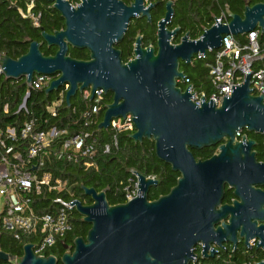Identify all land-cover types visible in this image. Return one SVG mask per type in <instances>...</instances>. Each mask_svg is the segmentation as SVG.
<instances>
[{
  "label": "water",
  "instance_id": "95a60500",
  "mask_svg": "<svg viewBox=\"0 0 264 264\" xmlns=\"http://www.w3.org/2000/svg\"><path fill=\"white\" fill-rule=\"evenodd\" d=\"M64 20V28L48 34L41 31L47 47H56L54 55L44 56L42 43L33 41L25 54L11 59L0 54V67L7 80L25 79L30 84L34 75L55 77L45 89L48 95L68 85L65 102L89 90L92 100L96 91L111 93L112 102L104 107L100 129H108L114 119L131 116L136 143L143 139L154 143L158 160L179 174L176 184L165 195L148 200L150 188L157 185L151 177L134 172L137 196L122 204L109 205L107 189L80 186L91 204L74 200L69 203L82 222L90 228L85 238L73 240L72 250L60 258L61 264H191L192 249L218 219L223 184L233 180L245 166L255 163L248 148L253 144L246 136L237 142L241 130L264 135V98L252 95L249 73L241 86L232 87L216 107L213 100L201 97L197 105L191 85L184 90L178 82L185 80L180 62L190 64L197 54L208 49L217 51L223 36H243L255 30L264 34V1L250 5L247 0L243 15L226 14L230 21L220 25L215 20L201 38L192 41L185 33L178 44L172 41L179 33L166 29L173 14L172 4L165 5V15L157 23L156 50L143 48L138 34L133 58L124 63L116 49L131 20L140 16L151 23L150 11L142 0L127 6L121 0H80L73 7L67 0H45ZM87 50L88 60L67 55L68 48ZM217 153L206 160H195L191 150L215 147ZM246 145L247 151L242 149ZM0 260L14 264H58L53 255L37 256L32 244L22 247V256L14 258L0 251Z\"/></svg>",
  "mask_w": 264,
  "mask_h": 264
},
{
  "label": "trees",
  "instance_id": "16d2710c",
  "mask_svg": "<svg viewBox=\"0 0 264 264\" xmlns=\"http://www.w3.org/2000/svg\"><path fill=\"white\" fill-rule=\"evenodd\" d=\"M67 1L71 2V0ZM246 2L247 0H178L174 6L170 28L179 27L182 33L188 32L191 38H197L203 29L212 26L214 18L220 15L225 5L233 14L242 16ZM249 2L250 5H254L263 0H249ZM21 13L25 15L29 13L37 18L38 25H34L32 17H23ZM163 15L161 2V6L151 13V23H147L142 18L129 22L124 40L118 47L124 63L133 58V43L138 34L142 38L144 48L152 45L156 50V23ZM63 28L64 20L53 9L52 3L45 0H0V54L11 59H17L25 54L33 41L42 43L40 50L44 56L54 55L56 47H47L40 34L41 31L52 34ZM263 37H259V40L262 41ZM237 39L245 40L244 35L237 36ZM178 41L179 37H176L174 43ZM215 52L207 53L205 59H194L192 64L180 63V70L188 80V83H177L181 90L191 85L194 92L212 91L208 65L213 63ZM67 55L76 60L89 59L87 50L70 48ZM45 89L30 90L26 103L27 112L18 111L29 90L25 79L11 81L4 76L0 77V135L4 138L6 128L11 127L14 128L17 136V142H9L8 145L14 144L16 149L24 145L19 135L24 124L30 120H34V129L37 131H48L53 127L65 131V134L57 137L50 147L33 160L32 166H38L34 172L39 178L47 173L51 176L52 183L54 180H59L63 184L62 188L51 191L47 188H42L39 193L32 190V208L36 214L55 215L59 211V205L54 202L56 198H62L66 202L78 200L82 204H90L91 199L84 196L80 189L81 185L94 188L97 192L107 189L106 199L109 205L125 203L127 189H132L136 181L132 172L157 181V186L149 192L150 201L155 200L159 195L167 194L176 184L179 174L173 172L169 165L158 160L153 141L143 139L141 143H136L129 137L134 130L115 133L111 128L98 127L103 119L104 107L112 102L111 93L103 94V101L94 123L86 127L83 113L91 109L93 101L84 99L83 94L80 93L71 98L68 105L65 102L66 91L63 87L48 95L45 94ZM59 100H62L61 104L55 109L56 116L52 117L48 109ZM5 106L7 112L4 111ZM80 132L89 135L85 139V146L92 147V155H81L77 161L57 157L61 143ZM114 135L117 146L113 145ZM260 139L262 140V137ZM106 145L110 147L109 153L104 152ZM191 153L196 160H206L216 153V147L191 150ZM67 216L71 230L62 238H58L55 245L44 253L45 256L53 255L58 264H61V256L73 249V240L77 237L85 238L90 228L82 222L74 209L67 211ZM27 242L36 243V238L24 235L20 239H15L13 232L0 229V251L7 255L14 258L21 257L22 247ZM0 264L14 263L0 260Z\"/></svg>",
  "mask_w": 264,
  "mask_h": 264
},
{
  "label": "built area",
  "instance_id": "2783aa9c",
  "mask_svg": "<svg viewBox=\"0 0 264 264\" xmlns=\"http://www.w3.org/2000/svg\"><path fill=\"white\" fill-rule=\"evenodd\" d=\"M125 1L129 2L131 5L135 0ZM177 1L178 0H142V6L146 9L149 7V4L155 5L162 2L165 6L167 2H170L173 9V14L168 23L170 24L174 16V6ZM227 9V5H225L220 15L214 18L215 20H219L220 25H227L230 21L226 14ZM21 15L23 17H32L34 25H38L37 18L33 17L31 14L28 13L25 15L21 13ZM212 26H216L215 21ZM166 29L173 31L175 28L167 26ZM207 29L209 28L203 29L202 33L197 38H191L189 36V39L192 41L200 39ZM184 35L185 33H182L178 43ZM261 36H264V34L261 35L259 30L244 35V41H240L233 35L223 36L221 39V47L215 52L213 63L208 65L212 91L210 93L204 91L194 92L191 87L189 93H193L194 96V99L191 100L199 105L201 97H203L204 101L209 102L213 100L215 106L219 107L224 97L231 96L232 87H238L244 83L246 74L248 73L249 87L253 90L252 95L262 96L264 98V37L262 41H260L259 37ZM210 52H213V50L208 49L204 57L199 56L200 54L195 55L190 64L193 63L194 59H205L207 53ZM1 76H3V71L0 67V77ZM54 78L55 77L47 75H34L32 82L27 84L29 90H27L18 111L24 110L27 112L26 103L30 90L39 91L47 88ZM183 82L188 83V80L185 78ZM63 88L64 91H67L68 85H64ZM82 94L84 99H89V90L83 91ZM61 101L62 100H59L54 103L53 106L48 109L52 117L56 116L55 109L61 104ZM89 101H93V106L90 110L87 109L83 113V117L86 119L84 126L86 127L95 121L100 110L101 102L103 101V91H96L93 99ZM6 107L7 106L4 107L5 112H7ZM130 119L131 116L125 117L124 120L122 118L114 119L110 122L109 128L115 133L125 131L131 132L134 130V126ZM63 134H65L64 130H58L55 127L48 131H37L34 129V120H30L24 124L20 131L19 136L24 145L19 146V148L16 149V145L14 144L8 145L9 142H17L14 128L7 127L4 138L0 135V195L4 199L0 212V229L13 232L15 239H20L21 236L24 235L34 236L36 238V243L27 242L25 244H32L33 252L37 256H45V251L53 247L58 238H62L71 230V225L67 216V211L73 209L69 207L70 202H66L62 198H56L54 202L59 205V211L56 212L55 215H38L32 208L31 199L32 190L39 193L42 188H47L48 191H51L63 187V184H61L59 180H54V183H52L51 176L47 173L39 178L37 173L34 172L37 170L38 166H32L34 165L33 160L50 147L57 137ZM238 135L237 133V136ZM88 136L87 133L80 132L64 140L58 150L57 157H65L68 160L77 161L81 155H92V147L85 146V139L88 138ZM113 145L117 146L116 135L113 137ZM109 151L110 147L106 145L104 152L109 153ZM133 173L134 172H132V174ZM130 182L133 181L130 180ZM137 190L136 179L133 188L127 189L125 195L126 202L137 196Z\"/></svg>",
  "mask_w": 264,
  "mask_h": 264
},
{
  "label": "flooded vegetation",
  "instance_id": "af4514ba",
  "mask_svg": "<svg viewBox=\"0 0 264 264\" xmlns=\"http://www.w3.org/2000/svg\"><path fill=\"white\" fill-rule=\"evenodd\" d=\"M121 1L127 6L130 5L125 0ZM69 3L76 7L80 1L71 0ZM160 6L161 3L155 4L150 15ZM163 12L165 15L164 4ZM164 15L160 20L164 18ZM140 18L142 17L137 16L134 19ZM168 27H171V23L168 24ZM181 36L182 32L179 28L176 37L180 38ZM176 37L173 39V43ZM123 40L124 37L116 44L117 50H119L118 47ZM70 48L72 47H69L68 51ZM238 134V136L236 135L237 142L241 141L242 136H246L247 140L253 142L248 149L254 154L255 163L249 167L245 166L244 170L236 174L233 180L224 182L219 204L216 206L218 219L213 222L211 228L206 229L204 238L193 247L192 263L264 264V135L255 132L249 133L246 130H241ZM223 140L226 141L223 142ZM223 140L215 146L216 153L218 146L227 142V139ZM242 149L248 150L246 145H243ZM155 187L150 188V190Z\"/></svg>",
  "mask_w": 264,
  "mask_h": 264
},
{
  "label": "rangeland",
  "instance_id": "374dc122",
  "mask_svg": "<svg viewBox=\"0 0 264 264\" xmlns=\"http://www.w3.org/2000/svg\"><path fill=\"white\" fill-rule=\"evenodd\" d=\"M3 202H4V199H3V197L0 195V212H1V210H2Z\"/></svg>",
  "mask_w": 264,
  "mask_h": 264
}]
</instances>
